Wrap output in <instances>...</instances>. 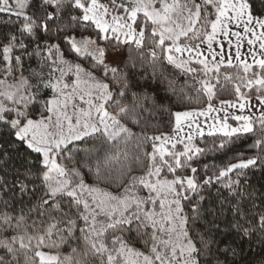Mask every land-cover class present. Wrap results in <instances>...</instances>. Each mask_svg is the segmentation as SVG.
<instances>
[{
  "label": "snow or ice",
  "instance_id": "6c2138e0",
  "mask_svg": "<svg viewBox=\"0 0 264 264\" xmlns=\"http://www.w3.org/2000/svg\"><path fill=\"white\" fill-rule=\"evenodd\" d=\"M30 5L31 0H0V13L22 21L19 35L8 34L7 43L0 45V125L14 137L7 148L0 145V165L11 158L9 151L19 154L11 182L0 176L4 209L0 233H8L0 236V264H235L237 248L217 234L241 240L264 235V192L247 190L248 172L264 170V10L254 15L249 0H126L120 4L112 0L111 8L101 0H39L31 13ZM117 9L123 11L117 14ZM146 32L150 33L153 78L159 71L160 81L167 82V90L178 100H192L167 78L166 62L195 79L200 85L197 94H205L209 101L202 110L170 113L172 136L148 135L143 114L155 115L156 94L132 92L131 102H126L128 76L105 59L102 45L134 44L140 49ZM38 33L48 38L33 43L29 51L25 37L36 38ZM85 33H94V38ZM218 35L236 38L237 65L231 50L225 53L223 45L219 51L213 48ZM245 39L249 50L242 58ZM228 44L231 49L232 41ZM66 53L89 67L66 59ZM33 58L36 67L25 76V62ZM222 66L238 68L235 75L223 74V80L232 83L237 101H221L215 108L211 100L221 83ZM100 68L118 90L95 75ZM242 88L256 93L258 107ZM46 91L51 94L45 97ZM229 109L240 114L233 115ZM246 110L249 114H244ZM214 112H223V117L210 116ZM199 117L214 121L208 124L207 135L214 138L210 147L197 144L205 136ZM122 120L140 126L141 132H133ZM249 137H255L248 145L249 150L255 149L254 155L244 158V152H238L235 162L212 165L211 175L206 164L205 178H198L199 170L192 166L195 159L209 152L223 154ZM88 139L111 147L103 157L97 156L94 166L85 161L81 167L97 182H115L120 191L85 182L75 154L81 151L78 142ZM133 140L137 153L118 150ZM149 142L152 151H142ZM178 145L182 150H177ZM84 151L91 156L96 150ZM33 153L38 159L31 158ZM113 164L120 166L116 175ZM137 168L142 174H133ZM214 183L221 185L219 203L204 207L202 193ZM30 216L37 218L29 223ZM131 240L142 242L146 251L135 248ZM71 243L79 247L63 255L60 249Z\"/></svg>",
  "mask_w": 264,
  "mask_h": 264
},
{
  "label": "trees",
  "instance_id": "16d2710c",
  "mask_svg": "<svg viewBox=\"0 0 264 264\" xmlns=\"http://www.w3.org/2000/svg\"><path fill=\"white\" fill-rule=\"evenodd\" d=\"M105 2H110V0H103ZM249 2L253 6V14L260 15L261 11L264 10V0H249ZM39 0H31V5L29 8V12L33 11L36 6L38 5ZM208 12L214 13L212 8H208ZM204 17V10L202 9L201 12V19L203 20ZM210 19H214V14L209 17ZM22 21H16L14 16L10 17L7 13H0V45L3 43H7V36L10 33H18V28ZM85 35H92L94 38V33H85ZM48 37L44 33H38L36 38H28L25 37L24 42L29 44V51H31V45L33 43H39L46 40ZM145 45L143 48L137 49L134 44L128 45H120L121 47L129 48L133 51V62L130 65L119 66L118 68L122 69V74H127L128 76V83L130 85V92L127 96L126 102H131V93L136 92L139 94L147 93L148 95L156 94L157 99V108L154 109L155 115H149L148 113H144L143 115L148 119V128L147 132L148 135H160L162 133H168L172 130L174 126V117L170 115V113H174L177 111L182 110H190V109H201L208 105L209 101L205 94H197V89L200 88V85L196 83V80L191 78V76H185L181 74L178 70L174 69L172 66L168 65L166 62H163V71L167 75L169 80H175L177 91L180 88H183L184 92L192 97V100L189 102L188 100H178L177 96L174 95L171 91L167 90V82L164 81L163 83L160 81V73L157 71V75L153 78V68L150 65L149 61L151 60L150 56L148 55V49L151 47L150 43V33H145ZM52 42L61 43L62 49L65 47L62 41L53 39ZM191 42V41H189ZM108 46V45H102ZM65 58L72 60L74 62L83 63L84 66L89 67V64L84 63L83 61H76L74 56L65 54ZM233 64V65H237ZM134 65V66H133ZM196 66V65H193ZM31 68L36 67V60L33 58L31 61L25 62L24 65V75L28 76L29 71ZM157 68H160V64H157ZM238 71L237 67H221V83L216 85L217 95L213 97L211 100L212 104L221 102V101H236L237 97L234 92V88L232 83L225 82L223 80L224 73H231L235 75ZM95 73L101 78L105 79V82L109 83L110 86L114 88V90H118V86L114 85L112 80L109 78H104L103 76V69H96ZM202 78V77H200ZM212 83H216L215 80ZM234 83H239V81H234ZM221 84L223 85V89H221ZM242 92L247 93L249 96L255 94L253 90L242 88ZM51 93L50 91H46L44 96H49ZM199 100V103L196 101ZM109 111L115 112V109H109ZM122 122L127 123L129 127L132 128L133 132L140 133L141 128L140 126L133 125L130 121L122 120ZM213 137L208 136L205 134L203 139H197V144L200 147H210L213 144ZM255 137H249L247 140L238 141L235 145H233L230 149H228L225 153H206L205 155L195 159L193 161V167H196L199 171L197 176L199 179L205 178L204 172V165H209V171L207 175H211L215 169L212 168V165L223 166L228 162H235L238 152H244V158L255 154V149L249 150L248 145L252 142ZM14 140L9 134V131L6 126L0 125V145H3L5 148L8 147ZM219 141L217 140L216 143ZM78 146L81 149L78 153L75 154L76 158V166L81 167L83 162H87L94 166L97 156L103 157L104 152L110 150V145L104 144L101 140L97 139H88L86 142H78ZM84 149H95L96 151L91 156H86V152ZM25 150V146L20 147V152ZM119 151H128L130 154H134L138 152L136 147V142L133 140L128 145L121 144L119 146ZM142 151L151 152L152 147L151 143L144 144L142 146ZM9 156L11 157L6 163L0 165V176H5L9 182L13 179L12 170L13 167L19 166V154L16 151H9ZM31 158L33 160L38 159L36 154H32ZM69 167L72 166L71 162L65 161ZM119 164H113L112 166V174L116 175ZM81 171L84 173L85 182L88 184H98V186L108 189L114 193L120 191V189L116 186V183L113 182L111 184L106 182H97L95 177L88 172L87 168L81 167ZM133 174L140 175V169H134ZM179 174V173H178ZM185 175H190V172H185ZM235 179V176L232 177ZM247 181L249 187L247 188L248 191L256 190L257 193L264 192V170H252L248 172ZM126 182V181H125ZM221 189V185L213 184L210 186L206 191L202 193L206 197L204 201V207H208L210 205H216L219 203L217 198V190ZM223 195H227L225 190H222ZM7 196H4L3 199H7ZM257 204L260 203L259 200L256 201ZM19 205H17V209ZM3 206L0 204V211H3ZM37 217L30 216L28 218V222L31 223L32 219ZM197 227H202V225H197ZM221 227H224L222 224ZM8 235V233H0V236ZM78 235V233H77ZM134 235V234H133ZM225 243H232V246L237 248L238 254L234 258L235 264H264V235L257 233L251 238H244L240 239L234 235L231 236H224L219 237ZM130 243L137 249L141 251H146L142 242L131 240ZM72 247H79L76 243H71L70 246H65L60 249L63 255H68L71 253ZM45 251H50L49 249H44ZM56 251V250H51ZM0 255H3V250H0ZM231 259V258H230ZM95 264V262H93Z\"/></svg>",
  "mask_w": 264,
  "mask_h": 264
},
{
  "label": "rangeland",
  "instance_id": "374dc122",
  "mask_svg": "<svg viewBox=\"0 0 264 264\" xmlns=\"http://www.w3.org/2000/svg\"><path fill=\"white\" fill-rule=\"evenodd\" d=\"M101 2L102 3H105V4H108L109 5V7L111 8L112 7V0H110V2H105V1H103V0H101ZM116 3L117 4H120V3H126V0H116ZM117 11V14H119L120 12H122L123 10L122 9H117L116 10ZM215 18V17H214ZM138 28H139V26H138ZM236 30H239V29H236ZM250 38V37H249ZM198 42V41H197ZM247 42V40L245 39L244 40V43H246ZM191 43V42H190ZM236 44V43H235ZM234 45V44H233ZM228 46V45H227ZM232 47H235V45L234 46H232ZM105 48H106V55H105V59H106V62L110 65V66H112V67H119V66H124V67H126L127 65H131L132 64V62H133V51L131 50V49H129V48H126V47H121V46H119V47H115V46H112V45H108V46H105ZM248 48H249V46H247V49L245 50L244 49V51H243V47L241 48V52H242V58H244L243 57V54L244 53H246L247 51H248ZM256 48H258V43H257V45H256ZM202 50V52H203V54L204 55H208V51L206 50V49H203V48H201ZM232 50H231V52H232V55H233V64H236V63H238L236 60H235V58H234V53H235V48H231ZM224 50H226V49H224ZM227 53V52H226ZM185 56H187L188 54L187 53H185L184 54ZM129 57H131V60L129 59ZM228 57H227V55L225 56V59H227ZM217 59H219V57H217ZM247 60H248V62L249 63H252V57L251 56H247ZM84 67H86V66H84ZM87 68V67H86ZM95 75L97 76V77H99L96 73H95ZM100 78V77H99ZM247 94V93H246ZM251 97V100H250V103L251 104H255L257 107L259 106V101L256 99V93L254 94V95H252V96H250ZM237 101V100H236ZM236 101H233V102H236ZM215 108H219L220 106H221V102H218V103H215V104H212ZM207 106H205V107H203V108H201V109H190V110H202V109H205ZM182 111H185V110H182ZM252 111L253 112H255L256 111V109L255 108H253L252 109ZM229 112L231 113V114H233V115H239L240 114V112L238 111V110H235V109H229ZM244 114H249V112L246 110L245 111V113ZM257 115L259 114L258 112L256 113ZM217 115H219L221 118L223 117V112H220V113H211L210 114V116H217ZM199 120H200V122H201V124H202V127H204V129H205V134H207V131H208V124H211V123H213L214 121L212 120V119H210V118H206V117H199L198 118ZM229 123L230 124H235V122L234 121H232V120H229ZM174 127V126H173ZM187 132V128H185V133ZM163 134H167V135H169V136H172V135H174V133H173V128H172V130L170 131V132H168V133H163ZM182 135H183V133H182ZM177 150H182V145H178L177 146ZM168 179H171L172 177L169 175L168 177H167ZM100 187V186H99ZM101 188H103V187H101ZM108 190V189H107ZM146 194V191L145 192H141L140 193V195H145Z\"/></svg>",
  "mask_w": 264,
  "mask_h": 264
},
{
  "label": "crops",
  "instance_id": "0c3cea01",
  "mask_svg": "<svg viewBox=\"0 0 264 264\" xmlns=\"http://www.w3.org/2000/svg\"><path fill=\"white\" fill-rule=\"evenodd\" d=\"M197 2L199 3V2H201V0H197ZM234 30H236V29H234ZM209 31H210V28H209ZM229 40L232 41V46H234L235 43H236V38H235V37H233V36H229L228 38H224V37L218 35V37H217V41L213 42V48L216 49L217 51H219L221 45H223L224 49H226V50H225V53H226V52H229V50H232V49H229V44H228V41H229ZM197 43H198V42H197ZM233 44H234V45H233ZM227 45H228V46H227ZM247 46H248V45H247V42H246V43L243 42V46H242V47H243V51H244V49H245V50L247 49ZM201 48L207 50L206 45H202ZM231 48H235V47H231ZM201 50H202V49H201ZM248 50H249V48H248ZM232 52H233V51H232Z\"/></svg>",
  "mask_w": 264,
  "mask_h": 264
}]
</instances>
